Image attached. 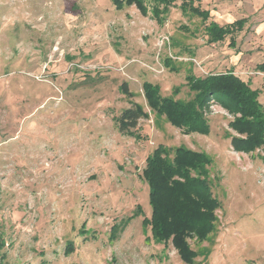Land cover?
Returning a JSON list of instances; mask_svg holds the SVG:
<instances>
[{"label":"rangeland","instance_id":"1","mask_svg":"<svg viewBox=\"0 0 264 264\" xmlns=\"http://www.w3.org/2000/svg\"><path fill=\"white\" fill-rule=\"evenodd\" d=\"M181 2L156 18L153 0L148 14L112 0H0V264H188L143 224V169L159 144L212 158L221 207L205 239L188 237L194 264H264V145L236 151L235 116L217 101L211 132L184 134L143 90L151 81L190 99L189 74L233 70L260 90L264 111V0H195L207 21ZM244 18L208 41L205 24ZM133 102L149 116L132 135L115 118Z\"/></svg>","mask_w":264,"mask_h":264},{"label":"trees","instance_id":"2","mask_svg":"<svg viewBox=\"0 0 264 264\" xmlns=\"http://www.w3.org/2000/svg\"><path fill=\"white\" fill-rule=\"evenodd\" d=\"M153 1L152 12L158 18L161 10H169L177 0ZM112 2L117 9H122L127 4L135 5L143 14H148L149 11L147 0ZM194 2L195 0H182L180 7L183 11H190L207 21L210 11L202 9ZM245 19L229 25L210 21L205 24L208 41H223L233 32L234 27L241 28ZM258 68L264 71V62L259 64ZM186 78L190 91L193 92L190 99L163 95L158 84L145 81L143 90L150 108L165 116L184 134H209L211 124L207 110L212 101H217L235 116L229 124L238 133L231 136V143L236 151L248 153L264 145V111L258 100L259 89L253 88L233 70L209 73L206 76L189 74ZM121 88L127 95H133L127 82H124ZM174 92H178V88ZM148 116L149 113L140 104L133 102L115 119L121 132L133 135L139 120ZM211 164L212 158L206 152L184 145L171 148L159 144L147 156L146 167L143 169V177L149 186L151 205V215L144 217L143 224L150 227L151 236L155 241L164 242L165 245L172 243L188 264H194L199 255L191 247L188 237L205 239L213 231L218 218L216 210L221 207L209 178ZM3 246L4 241L0 240V250ZM74 247L72 242L68 243L65 253L72 252ZM249 264L258 263L250 261Z\"/></svg>","mask_w":264,"mask_h":264}]
</instances>
